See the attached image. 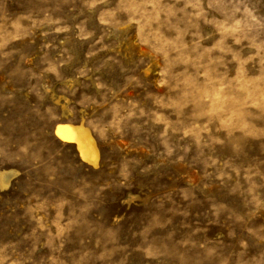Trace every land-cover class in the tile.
<instances>
[{
  "label": "rangeland",
  "instance_id": "1",
  "mask_svg": "<svg viewBox=\"0 0 264 264\" xmlns=\"http://www.w3.org/2000/svg\"><path fill=\"white\" fill-rule=\"evenodd\" d=\"M0 171V264H264V0H0Z\"/></svg>",
  "mask_w": 264,
  "mask_h": 264
},
{
  "label": "bare ground",
  "instance_id": "2",
  "mask_svg": "<svg viewBox=\"0 0 264 264\" xmlns=\"http://www.w3.org/2000/svg\"><path fill=\"white\" fill-rule=\"evenodd\" d=\"M56 135L63 140L71 141L75 144L80 157L92 166L97 165L98 152L93 138L88 129L82 125L63 124L55 128ZM9 183V174L0 171V188H4Z\"/></svg>",
  "mask_w": 264,
  "mask_h": 264
}]
</instances>
